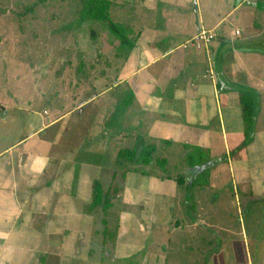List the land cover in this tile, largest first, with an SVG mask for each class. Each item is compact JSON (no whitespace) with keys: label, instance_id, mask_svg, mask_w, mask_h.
<instances>
[{"label":"crops","instance_id":"obj_1","mask_svg":"<svg viewBox=\"0 0 264 264\" xmlns=\"http://www.w3.org/2000/svg\"><path fill=\"white\" fill-rule=\"evenodd\" d=\"M107 1L126 43L89 19L45 106L0 88V264H263L264 0Z\"/></svg>","mask_w":264,"mask_h":264},{"label":"rangeland","instance_id":"obj_2","mask_svg":"<svg viewBox=\"0 0 264 264\" xmlns=\"http://www.w3.org/2000/svg\"><path fill=\"white\" fill-rule=\"evenodd\" d=\"M84 1L0 0V88L2 92L5 88L10 89L12 93L17 94L18 99L34 97L35 102L39 100L38 105L45 106L46 100L43 98L44 100L40 101L37 97V94L43 93L41 89L45 84L56 83L59 77L57 73L62 71L68 61L77 62V65L82 59L84 63L89 62L88 59H84L86 54L82 56L79 51L89 50L90 52L93 46L92 22L89 19L81 22ZM120 1L113 0V4ZM128 2L132 5L137 4L138 0ZM109 18L114 21L110 16ZM102 24L105 26L106 23ZM77 65L75 66L79 67ZM82 67L85 66L82 65ZM78 71H81L80 74L84 73V70ZM252 98L255 99L254 95ZM263 127L264 124L258 126L259 129ZM254 144L252 145L254 148H251L253 152L257 150L256 143ZM257 156L252 158L253 165L257 160H259L258 163H264V156L261 154ZM167 168L169 169H163L160 172L171 173L174 167L167 166ZM259 174H264L263 167L250 172L251 184L254 185ZM233 189L232 187L230 189L232 199L237 192L236 185ZM262 202L256 203V211L262 208ZM242 208L246 213L243 205ZM235 209L234 203L232 210L235 211ZM243 217L245 222H250L248 217ZM103 254L109 257L110 253L103 251ZM109 260L107 259L105 264H112L108 262Z\"/></svg>","mask_w":264,"mask_h":264},{"label":"trees","instance_id":"obj_3","mask_svg":"<svg viewBox=\"0 0 264 264\" xmlns=\"http://www.w3.org/2000/svg\"><path fill=\"white\" fill-rule=\"evenodd\" d=\"M108 6H109V2L107 0H85L84 7L82 9L83 12L81 16V22L88 19H97L101 21H106L108 28L115 35L119 37L120 43L124 44L127 42V38H126L127 29L122 25H120L119 23H115L110 20L108 16ZM241 98L245 104V120L248 125L250 123L248 115L252 111V101L250 99L251 97L247 93H243V96ZM152 151H153V146L142 145L139 151L137 150V147L128 150L127 149L121 150L119 153V157L132 163L147 164L151 159ZM94 189H95V193H94L93 205L101 206L102 209H104L103 211H105V209L111 206L110 202L108 198H107L108 202L106 203L103 200L104 194L99 183L95 184Z\"/></svg>","mask_w":264,"mask_h":264},{"label":"built area","instance_id":"obj_4","mask_svg":"<svg viewBox=\"0 0 264 264\" xmlns=\"http://www.w3.org/2000/svg\"><path fill=\"white\" fill-rule=\"evenodd\" d=\"M235 33L238 34L239 33L238 30H236ZM214 36L215 35H214V33L212 31L201 30L197 34L196 38L199 39V40H201V41H203V42H205V43H207L210 40H212L214 38ZM263 264H264V260H263Z\"/></svg>","mask_w":264,"mask_h":264}]
</instances>
